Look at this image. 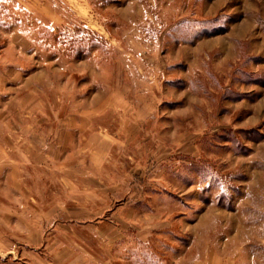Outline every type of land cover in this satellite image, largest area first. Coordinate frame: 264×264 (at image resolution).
Instances as JSON below:
<instances>
[{
    "label": "rangeland",
    "instance_id": "374dc122",
    "mask_svg": "<svg viewBox=\"0 0 264 264\" xmlns=\"http://www.w3.org/2000/svg\"><path fill=\"white\" fill-rule=\"evenodd\" d=\"M0 264H264V0H0Z\"/></svg>",
    "mask_w": 264,
    "mask_h": 264
}]
</instances>
